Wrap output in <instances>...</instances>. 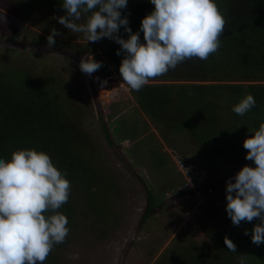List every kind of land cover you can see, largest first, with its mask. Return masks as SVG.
I'll return each mask as SVG.
<instances>
[{
	"label": "rangeland",
	"instance_id": "rangeland-1",
	"mask_svg": "<svg viewBox=\"0 0 264 264\" xmlns=\"http://www.w3.org/2000/svg\"><path fill=\"white\" fill-rule=\"evenodd\" d=\"M44 11L38 8L25 14L12 0H0V37L14 41L27 38L31 42L47 44L46 38L55 27L59 31L55 36L56 46L92 56L101 63L96 73L104 71L108 65V75L113 71L120 74L118 67L107 57L112 46L109 39L87 41L84 33H73L58 22L56 17L60 13L52 15ZM78 22L83 23L84 19ZM13 68L25 70L34 80L48 83L50 95L57 105L70 99L73 110L69 119L83 133L86 158L97 159L95 165L104 170L114 185L113 192H110L111 216L106 221H99L83 211L86 201L80 200L77 228L68 234L67 242L53 247V258L49 263L117 264L121 250L145 207V196L106 137L85 73L67 57L0 46V71L7 73ZM112 82L117 83L113 78ZM54 88H58L57 93ZM110 90L100 89L99 97L112 138L145 180L151 193V206L153 193L161 196L160 201L165 200L141 228L125 264H165V259L173 254L180 257V247L194 248L192 253L196 262H209L208 259H224L226 262L232 255L226 251L221 256L223 258H218L216 243L218 237L225 240V236L238 246H252L248 242L251 234H242L244 238L241 236V239L238 234L240 231L245 233V229L249 231L254 221L260 222L259 218L234 225L226 213V184H222L225 179L234 177L244 164H253L245 159L247 149L243 147V140L252 133L240 137L234 145L206 146L189 130L176 132L173 127L149 116L131 91L119 89L115 94ZM188 159L199 166L204 179L205 185L195 186L196 191L186 185L185 175L178 170V162ZM212 185L219 187L209 189ZM227 227L236 228L238 233L234 231L232 234V229L230 233L221 232ZM239 250L247 255L243 248Z\"/></svg>",
	"mask_w": 264,
	"mask_h": 264
},
{
	"label": "trees",
	"instance_id": "trees-1",
	"mask_svg": "<svg viewBox=\"0 0 264 264\" xmlns=\"http://www.w3.org/2000/svg\"><path fill=\"white\" fill-rule=\"evenodd\" d=\"M12 1L25 14L38 8L52 15H62L65 11L60 0ZM217 3L226 20L218 49L205 60L187 58L174 69L150 78L140 90L131 89L132 95L149 116L173 127L176 132L189 130L206 146L225 143L234 145L240 137L251 133L248 128L258 127L260 120L264 119V0H217ZM153 7L150 0H128L122 15H128L129 25L136 31L142 17ZM119 34L125 38L128 36L123 26ZM140 39L143 41L142 31ZM109 40L112 46L107 57L119 69L123 51L117 55L120 45ZM108 71L109 67L105 65V70L97 71V74L107 75ZM48 85L38 79L34 80L25 70L13 68L7 73L0 71V156L10 158L14 149L34 147L48 152L54 164L66 172L70 180L69 199L57 211L66 215L69 234L78 220L76 215L80 200L86 201L83 211L94 215L99 221H106L111 216L110 192H113L114 185L104 170L95 165L97 159L86 158L83 133L69 119L73 110L69 105L70 99L57 105L50 95ZM57 91L58 88L55 93ZM247 93L254 95L255 106L243 116L234 113L232 105ZM100 119L111 144L104 120L102 117ZM149 195L150 209L143 226L153 216L154 209L165 202L163 200L157 205L153 201L151 206L150 190ZM256 223L254 221L251 225L249 234ZM230 229L232 234L236 231V228L227 227L221 232L230 233ZM239 233L238 238L241 239L245 233ZM67 236L63 242H67ZM248 242L252 243L251 236ZM216 243L218 258L224 256L226 251L232 255L227 263L224 259L196 262L192 253L195 249L191 250L192 247H180L181 258L173 254L164 263L237 264L241 247L247 254V264H264V242L259 246L254 243L252 246H238L235 243L238 252L227 249L225 240L220 237ZM53 247L43 264L52 261Z\"/></svg>",
	"mask_w": 264,
	"mask_h": 264
},
{
	"label": "clouds",
	"instance_id": "clouds-1",
	"mask_svg": "<svg viewBox=\"0 0 264 264\" xmlns=\"http://www.w3.org/2000/svg\"><path fill=\"white\" fill-rule=\"evenodd\" d=\"M60 3L65 10L56 17L61 25L73 33H84L87 41L107 37L120 45L117 55L123 51V57L119 73L133 90H140L150 78L174 69L187 58L207 59L220 46L226 23L217 0H150L154 7L142 17L136 31L131 29L128 15H122L128 0ZM82 16L84 22L79 23ZM121 26L127 38L119 34ZM58 34L53 27L46 38L49 46L56 43ZM79 67L91 75L101 63L84 55ZM97 76L102 89V77ZM255 104L254 95L247 93L232 105V111L243 116ZM248 131L252 134L245 137L243 147L247 149L245 159L253 164H244L228 178L225 208L234 225L259 218L251 231V242L259 246L264 242V119ZM69 193L66 172L45 150L18 148L10 158L0 156V264H43L53 245L62 243L69 232L66 215L57 211ZM225 244L238 252L227 236ZM237 264H247L246 256L238 255Z\"/></svg>",
	"mask_w": 264,
	"mask_h": 264
},
{
	"label": "water",
	"instance_id": "water-1",
	"mask_svg": "<svg viewBox=\"0 0 264 264\" xmlns=\"http://www.w3.org/2000/svg\"><path fill=\"white\" fill-rule=\"evenodd\" d=\"M0 46L4 48H9V49H15V50H33V51H38V52H44V53H49V54H54V55H59L63 57H67L73 61H75L78 65L81 60V57L83 55L78 54L77 52H74L70 49L59 47V46H49L48 44L44 43H37V42H31L28 41L27 38H23L21 40H8L0 37ZM85 76L88 80L89 88L90 91L93 95V99L96 105V109L98 112V115H100L105 123L104 119V112H103V104L101 102V99L99 97V90H100V79L98 78L97 74L93 72L91 75L86 74ZM108 135L111 140V145L112 148L115 150L116 154L118 157L121 159V161L124 163V165L129 169L131 175L134 177L135 181L138 183V185L142 188L144 196H145V207L142 211V214L140 215L137 223L135 224L133 230L131 231L128 240L126 241V244L124 245L123 249L121 250L119 259L117 261V264H125L126 259L133 247V244L135 240L137 239L141 228L143 226V221L145 220V217L147 216L149 209H150V195H149V190L148 186L143 180L141 179L139 173L136 171L134 166L131 164V162L128 160V158L122 153L121 148L115 143L113 140L110 131L108 130V127L105 123ZM228 179H225L223 181V185L226 184ZM221 185V184H219ZM219 185H212L208 187L209 189H214L216 187H219Z\"/></svg>",
	"mask_w": 264,
	"mask_h": 264
},
{
	"label": "built area",
	"instance_id": "built-area-1",
	"mask_svg": "<svg viewBox=\"0 0 264 264\" xmlns=\"http://www.w3.org/2000/svg\"><path fill=\"white\" fill-rule=\"evenodd\" d=\"M106 77V78H105ZM102 77L101 79V86L104 89H111V93H115L119 89H123L125 91H131L129 86L122 81V77L120 74H117L115 71H113L109 76ZM112 78L117 81V83L113 84ZM106 81V82H105ZM119 86V87H118ZM113 94V95H115ZM189 160V159H188ZM186 160L183 163L178 162V170L181 171L187 180L186 185L188 187L192 186V190L196 191L197 185H205L203 182L204 179L201 178V171L198 165L192 163L191 160ZM197 176H199L197 178ZM205 178V176H204Z\"/></svg>",
	"mask_w": 264,
	"mask_h": 264
},
{
	"label": "crops",
	"instance_id": "crops-1",
	"mask_svg": "<svg viewBox=\"0 0 264 264\" xmlns=\"http://www.w3.org/2000/svg\"><path fill=\"white\" fill-rule=\"evenodd\" d=\"M154 194V198H152L153 199V201H155V203L157 204V205H159V203L160 202H162L163 201V199L160 201L159 199L161 198V196H159L157 193H153ZM165 203V202H164ZM164 205V204H163ZM162 205V206H163ZM162 206H158V207H156L155 209H154V211L155 210H158L159 208H161Z\"/></svg>",
	"mask_w": 264,
	"mask_h": 264
}]
</instances>
